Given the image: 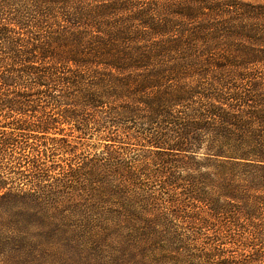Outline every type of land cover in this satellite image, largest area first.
<instances>
[{
	"label": "trees",
	"instance_id": "obj_1",
	"mask_svg": "<svg viewBox=\"0 0 264 264\" xmlns=\"http://www.w3.org/2000/svg\"><path fill=\"white\" fill-rule=\"evenodd\" d=\"M79 190L113 264H264L263 3L0 0V264Z\"/></svg>",
	"mask_w": 264,
	"mask_h": 264
},
{
	"label": "rangeland",
	"instance_id": "obj_2",
	"mask_svg": "<svg viewBox=\"0 0 264 264\" xmlns=\"http://www.w3.org/2000/svg\"><path fill=\"white\" fill-rule=\"evenodd\" d=\"M244 1L264 4V0ZM133 147L132 149H134ZM139 150L142 149L138 146L136 153ZM91 197V194L87 195V193L79 190L68 194L63 199L66 201L65 204L63 203L64 208L74 209V211L69 213L70 216L72 215L69 226L63 228L66 232L60 236L52 235L53 232H56L55 225H52L53 227L50 229V226L46 228L41 224L42 221L40 219L44 212L42 207L38 208L35 206L30 212L31 215H29L30 230L26 232L29 237V244L15 246L12 255L16 251L18 252L12 258L14 264H113V259L125 260L124 254L118 252L123 250L121 245L114 241H124V233L119 236L116 235L117 238H113L114 240L102 242L101 238H99L100 233L103 232L101 226L83 222V217L87 218L88 216L83 211L77 210V208L84 202V199H90ZM53 205V209H57V211L61 208L59 203ZM109 208L115 209L111 206ZM48 211L51 212L50 209ZM80 220L82 221L81 223ZM191 238L193 239L194 237L191 236ZM97 239H99L98 242ZM196 242L194 247L197 249H205L209 246L208 241L204 239H197ZM229 250L231 251L229 254L232 256L239 252L236 248Z\"/></svg>",
	"mask_w": 264,
	"mask_h": 264
}]
</instances>
